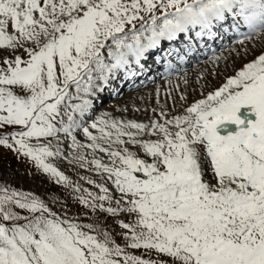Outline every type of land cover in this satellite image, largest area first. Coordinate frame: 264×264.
Returning a JSON list of instances; mask_svg holds the SVG:
<instances>
[{
	"label": "snow or ice",
	"instance_id": "1",
	"mask_svg": "<svg viewBox=\"0 0 264 264\" xmlns=\"http://www.w3.org/2000/svg\"><path fill=\"white\" fill-rule=\"evenodd\" d=\"M229 19L264 31V0H0V147L81 206L57 213L0 180V264H264V53L184 114H94L164 42L166 59Z\"/></svg>",
	"mask_w": 264,
	"mask_h": 264
},
{
	"label": "rangeland",
	"instance_id": "2",
	"mask_svg": "<svg viewBox=\"0 0 264 264\" xmlns=\"http://www.w3.org/2000/svg\"><path fill=\"white\" fill-rule=\"evenodd\" d=\"M254 35L255 39L234 43L232 46L226 47L224 52H220L211 61L203 65H198L193 69H189L185 74H179L178 78L171 79L162 83L163 79L147 87L138 90L129 91L119 99H112L106 102L101 110L95 116H100L107 112L112 117L135 119L138 122H148L150 118L155 119L159 116L161 106L169 117L184 114L185 109L195 101L206 98V96L217 90L227 78L234 76L243 64L250 62L256 56L264 53V31ZM251 38V37H250ZM182 76V77H181ZM185 96L186 100H181V96ZM126 109V111H125ZM155 109V112H153ZM138 110V111H137ZM150 113V114H149ZM248 113V119H255L250 114V109H241L240 115ZM236 125L226 124L220 126L218 131L224 135L227 131L235 132ZM83 139L82 137H78ZM48 162L56 166L60 171L76 183L81 184L85 188H92L85 181L80 179L83 175H92L97 179L94 173H88L76 166L69 165L67 160L57 158H49ZM0 180L17 189L31 191L40 195L45 199L49 206L57 213H63L66 204L68 215L78 213V207L72 199V189H65L62 185L55 184L48 178L47 174L37 171L32 161L26 158L17 157L13 152L0 147ZM85 223L90 222L84 220ZM111 224V220L108 221ZM115 227V226H113ZM119 228H115V232H119ZM117 239L119 237L117 236Z\"/></svg>",
	"mask_w": 264,
	"mask_h": 264
},
{
	"label": "bare ground",
	"instance_id": "3",
	"mask_svg": "<svg viewBox=\"0 0 264 264\" xmlns=\"http://www.w3.org/2000/svg\"><path fill=\"white\" fill-rule=\"evenodd\" d=\"M229 21H231L230 19H229ZM256 33V32H255ZM260 32L259 31H257V35L259 36L260 34H259ZM234 37H237V36H233V35H229V39H228V46L230 47V44L232 43V41H235L236 40V38H234ZM240 37H242V36H240ZM252 39H255V37H252L250 40H252ZM249 40V41H250ZM175 42H177V41H174L173 43H175ZM167 44H168V42H166ZM244 43V42H243ZM242 44V43H241ZM226 46H223L222 44H219L217 47H216V50H218L217 51V53H220V51L221 50H223L224 48H225ZM222 52H224V51H222ZM150 53H152V54H154V55H159V56H161V51H160V49H157L155 52H150ZM225 53V52H224ZM226 54V53H225ZM175 55H176V52H175ZM209 57H210V55H208ZM209 57H207V58H202V56H199V58L201 59V65H203V64H205V63H207V61L209 60V61H211L212 59H208ZM205 59H207V60H205ZM203 61V62H202ZM161 65H162V63H161ZM198 68V67H200V66H197L196 64H191V63H184L183 64V68H182V74L184 73H186L189 69H193V68ZM179 72V70H177L176 68H174V67H169L166 71H165V73H164V75L163 76H159V78H157V79H154V80H151V81H153V82H155V81H160V79L162 78V77H166L168 80H171V79H175V78H178V74H176V73H178ZM187 74V73H186ZM185 74V75H186ZM182 77V76H181ZM165 81H167V80H164V81H162V83H164ZM113 87L116 89V91H111V90H108V89H106L105 90V92L103 93V94H101V96L99 97V99H97L96 101H95V115L98 113V111H100L101 110V107L106 103V102H108V101H110V100H112V99H119L120 97H122L124 94H129L127 91H133L131 94H133V93H136V92H134V90L135 89H137V88H135V85L132 83V82H128V81H124L123 83H121L120 81H114L113 82ZM131 88H135V89H131ZM126 89V90H125ZM127 89H130V90H127ZM150 114V113H149ZM154 118H159V116L158 115H156Z\"/></svg>",
	"mask_w": 264,
	"mask_h": 264
}]
</instances>
